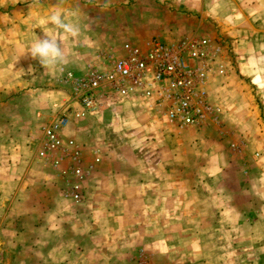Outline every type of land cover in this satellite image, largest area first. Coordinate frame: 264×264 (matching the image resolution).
Listing matches in <instances>:
<instances>
[{
	"label": "crops",
	"instance_id": "1",
	"mask_svg": "<svg viewBox=\"0 0 264 264\" xmlns=\"http://www.w3.org/2000/svg\"><path fill=\"white\" fill-rule=\"evenodd\" d=\"M57 8L82 31L63 40L68 63L45 68L27 51L44 33L63 37L47 23ZM193 29L228 64L209 86L218 121L180 128L123 97L110 123L72 118L62 133L82 147L85 195L63 197L32 143L58 110L77 108L63 75L120 54L121 33L173 41ZM0 151L24 152L33 179L15 230L31 264H264V0H0Z\"/></svg>",
	"mask_w": 264,
	"mask_h": 264
},
{
	"label": "built area",
	"instance_id": "2",
	"mask_svg": "<svg viewBox=\"0 0 264 264\" xmlns=\"http://www.w3.org/2000/svg\"><path fill=\"white\" fill-rule=\"evenodd\" d=\"M221 45L197 31L173 41H127L120 54L101 53L82 71H67L63 81L77 108L70 113L58 110L54 121L41 127L40 138L32 140L34 156L62 177L61 195L72 203L81 202L87 174L82 147L74 138H65L62 130L72 118L99 117L114 106L115 97L135 99L180 128L217 122L222 107L211 101L209 86L213 77L228 71ZM99 161L96 156L94 162Z\"/></svg>",
	"mask_w": 264,
	"mask_h": 264
},
{
	"label": "rangeland",
	"instance_id": "3",
	"mask_svg": "<svg viewBox=\"0 0 264 264\" xmlns=\"http://www.w3.org/2000/svg\"><path fill=\"white\" fill-rule=\"evenodd\" d=\"M137 29L140 28L137 27ZM118 30L119 29H117V32ZM192 31H197L198 33L205 35L202 30L196 29L187 31L182 35H186ZM127 41L139 42L132 38H124L121 33L117 36L116 48H121L122 44ZM114 110L115 109L110 110V108H108V110L104 112L103 117L100 115L97 118L99 121H107L110 123L111 120H109L107 115ZM97 118H94L93 120L96 121ZM11 142L12 141L9 143ZM21 155L22 158L16 154V151H0V264H31L30 261L34 255L33 252L27 250L29 247L28 235L20 236L19 233L21 232L15 231L21 226L20 224L22 221L18 215L17 204L19 202H17V200H19V198L17 197H20L21 199L22 196L29 194L31 181L33 180L30 173L28 174V161L26 156H24V152H22ZM32 155L33 153L30 154V157ZM20 159L23 160L21 163ZM19 165H21V168H19ZM23 172L24 187L20 189L13 188V181H19L17 180L19 173ZM23 206L26 210L27 205L25 204Z\"/></svg>",
	"mask_w": 264,
	"mask_h": 264
},
{
	"label": "clouds",
	"instance_id": "4",
	"mask_svg": "<svg viewBox=\"0 0 264 264\" xmlns=\"http://www.w3.org/2000/svg\"><path fill=\"white\" fill-rule=\"evenodd\" d=\"M47 23L62 32L63 37L44 33L43 36L35 39L27 52L30 53L31 58L37 59L45 68L67 64L68 58L63 40L64 38H79L82 31L81 26L77 22L69 21L59 8L47 17Z\"/></svg>",
	"mask_w": 264,
	"mask_h": 264
}]
</instances>
